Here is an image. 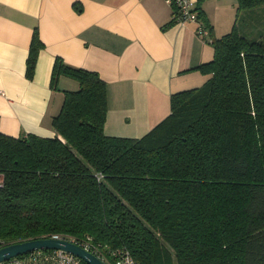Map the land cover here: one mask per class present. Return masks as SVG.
I'll return each instance as SVG.
<instances>
[{
  "label": "trees",
  "instance_id": "obj_1",
  "mask_svg": "<svg viewBox=\"0 0 264 264\" xmlns=\"http://www.w3.org/2000/svg\"><path fill=\"white\" fill-rule=\"evenodd\" d=\"M236 3L248 20L264 6ZM241 28L212 39V59L193 68L205 83L173 93L140 138L106 136V83L56 57L50 88L78 87L62 91L55 135L0 133V239L58 235L140 264H264V32ZM43 47L35 28L28 79Z\"/></svg>",
  "mask_w": 264,
  "mask_h": 264
},
{
  "label": "crops",
  "instance_id": "obj_2",
  "mask_svg": "<svg viewBox=\"0 0 264 264\" xmlns=\"http://www.w3.org/2000/svg\"><path fill=\"white\" fill-rule=\"evenodd\" d=\"M193 1L211 39L218 34V19L233 25L235 0ZM173 13L166 0H0V133L55 135L51 120L60 110L62 91L78 87L60 77L58 91L50 88L59 57L106 83V136L145 135L169 114L173 93L205 83L207 76L193 68L213 57L210 43L196 35L197 24L163 28ZM35 28L44 47L28 79Z\"/></svg>",
  "mask_w": 264,
  "mask_h": 264
},
{
  "label": "built area",
  "instance_id": "obj_3",
  "mask_svg": "<svg viewBox=\"0 0 264 264\" xmlns=\"http://www.w3.org/2000/svg\"><path fill=\"white\" fill-rule=\"evenodd\" d=\"M166 2L174 8L175 21L179 25L185 23H195L196 35L210 43L212 41L210 36V30L207 26L199 22L195 2L193 0H166ZM50 239L64 240L73 243L85 251L93 254L103 264H140L138 263L128 250L124 248L111 249L108 251H100L97 248H93L87 241L70 240L58 235H52ZM45 239V238H43ZM11 245L5 240L0 239V249ZM0 264H85L78 257L66 253L61 250H46L37 249L26 254L12 257L6 261L0 262Z\"/></svg>",
  "mask_w": 264,
  "mask_h": 264
},
{
  "label": "water",
  "instance_id": "obj_4",
  "mask_svg": "<svg viewBox=\"0 0 264 264\" xmlns=\"http://www.w3.org/2000/svg\"><path fill=\"white\" fill-rule=\"evenodd\" d=\"M37 249L61 250L81 259L85 264H103L93 254L85 251L81 247L64 240L56 239H35L21 243H15L0 249V262L12 257L20 256Z\"/></svg>",
  "mask_w": 264,
  "mask_h": 264
},
{
  "label": "rangeland",
  "instance_id": "obj_5",
  "mask_svg": "<svg viewBox=\"0 0 264 264\" xmlns=\"http://www.w3.org/2000/svg\"><path fill=\"white\" fill-rule=\"evenodd\" d=\"M231 9H232V23L231 24H234V22H236L237 26L242 27L241 28L242 32H244L245 30L249 31L246 33V37L249 39L259 38V36H261L259 33L258 36L255 37L256 36L255 33H257V31H259L261 33L264 32V11H263L264 6L257 8V9H254L252 11L253 13L251 14V16L253 19H251V20H248L246 18V15L249 12L242 11V12H239L237 14V8L235 7V5ZM246 23H248V24H247V27L245 28ZM232 26L233 25H230V27L228 25H224L221 23V20L218 19V34L216 35V38L217 39L221 38L223 35L230 32Z\"/></svg>",
  "mask_w": 264,
  "mask_h": 264
}]
</instances>
